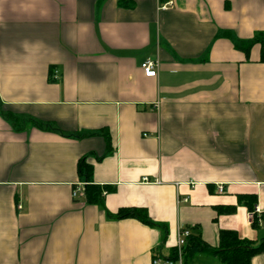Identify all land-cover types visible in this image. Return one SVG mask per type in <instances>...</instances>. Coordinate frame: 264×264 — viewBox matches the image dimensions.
<instances>
[{
  "label": "crops",
  "instance_id": "0c3cea01",
  "mask_svg": "<svg viewBox=\"0 0 264 264\" xmlns=\"http://www.w3.org/2000/svg\"><path fill=\"white\" fill-rule=\"evenodd\" d=\"M258 31L264 0H0V104L57 128L0 114V264H152L195 226L211 247L220 230L258 245L264 63L234 42ZM82 157L103 204L72 196ZM130 206L157 225L110 217Z\"/></svg>",
  "mask_w": 264,
  "mask_h": 264
},
{
  "label": "trees",
  "instance_id": "16d2710c",
  "mask_svg": "<svg viewBox=\"0 0 264 264\" xmlns=\"http://www.w3.org/2000/svg\"><path fill=\"white\" fill-rule=\"evenodd\" d=\"M236 48L243 51L246 55L253 44L260 46V62L264 63V31L256 32L250 39L247 40H234ZM0 114L11 121V124L16 130L25 128L27 123H31L41 128H52L48 122H41L30 117H25L6 110L0 104ZM93 166L87 162L86 157H82L77 162V172L80 180L86 181L84 190V199L88 204H103V191H107L106 186H101L92 182ZM239 202L245 204L248 210L252 213L251 225L256 227L258 221L263 217V214L254 212V204L256 197L254 195L239 196ZM234 207L219 209L223 212L232 211ZM110 217L114 219L134 218L147 225H157L154 223L145 208L130 206L121 207L111 214ZM190 229V235L186 238V243L183 247L182 264H191V260L195 254L205 253L212 255L218 259L220 264H250L253 256L264 253V238L261 239L258 245H254L251 240L240 238L236 231L220 230L219 231V246L211 247L207 244L200 235L198 226L187 227ZM173 261H177V251L174 249L171 255L167 257Z\"/></svg>",
  "mask_w": 264,
  "mask_h": 264
},
{
  "label": "built area",
  "instance_id": "2783aa9c",
  "mask_svg": "<svg viewBox=\"0 0 264 264\" xmlns=\"http://www.w3.org/2000/svg\"><path fill=\"white\" fill-rule=\"evenodd\" d=\"M172 4V1H169L167 3H164L161 5V8H165ZM141 68L143 69V72L146 76L154 77L157 75V69H158V62L156 60H145L141 63ZM143 180H148L147 177H143ZM87 184L86 181H79L73 188L72 196L74 199L84 198V190L85 185ZM219 191H222V188L219 187ZM106 191H103V194H105ZM17 208L20 210L22 206L20 204L17 205ZM254 212L257 214H260V210L258 206L254 205ZM251 214V220H252V213ZM261 219L258 221L260 222ZM190 229L188 228H179L177 233V240H176V251H177V261H173L169 258H161V257H155L152 260V264H182V255H183V247L186 243V238L190 235Z\"/></svg>",
  "mask_w": 264,
  "mask_h": 264
}]
</instances>
